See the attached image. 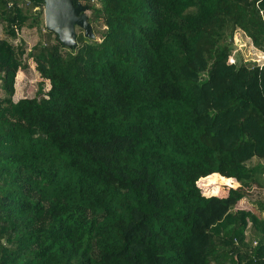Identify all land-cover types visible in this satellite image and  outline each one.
<instances>
[{"label":"trees","instance_id":"trees-1","mask_svg":"<svg viewBox=\"0 0 264 264\" xmlns=\"http://www.w3.org/2000/svg\"><path fill=\"white\" fill-rule=\"evenodd\" d=\"M78 1L68 47L45 0H0L8 36L45 28L0 35V264H264V197L236 208L264 190V62L235 52H264V0Z\"/></svg>","mask_w":264,"mask_h":264},{"label":"rangeland","instance_id":"rangeland-1","mask_svg":"<svg viewBox=\"0 0 264 264\" xmlns=\"http://www.w3.org/2000/svg\"><path fill=\"white\" fill-rule=\"evenodd\" d=\"M82 3L86 4V1H81ZM90 9L87 11L88 15H90ZM45 16V15H44ZM45 24V18H44ZM44 24L40 27H24L18 31V35L16 38H12L8 36L2 28H0V35L2 37L8 38L14 44L20 43V41H24L25 47L29 50L36 42L43 37L42 35L45 34ZM41 30V32H40ZM82 31L84 33V29L77 27V33ZM43 33V34H42ZM238 36V35H237ZM235 52L240 54L246 60H255L259 63L264 62V52L260 49L256 48L247 38L237 37L236 38V48ZM234 60V56L230 58V61ZM24 61H28L27 67L18 70L15 80V93H14V100H18L22 97H34L37 94L39 88V81L40 73L35 68V62L31 58H26L24 56ZM45 91L49 89V82L46 81L45 83ZM4 96V92L0 87V98ZM259 159L254 158L250 165L258 163ZM207 182L200 180L198 181V185L201 188L203 194L210 196V195H224L226 190L228 189L230 184H225L224 181H218L217 183L211 186L206 185ZM226 185V186H224ZM236 186V185H233ZM221 187V191L219 193H215L214 188ZM224 187V188H223ZM223 188V189H222ZM264 197V190L261 187L254 186L250 191L249 195L242 198L238 201L236 208L240 209H247V210H254L256 211L257 207V200L259 198Z\"/></svg>","mask_w":264,"mask_h":264},{"label":"water","instance_id":"water-1","mask_svg":"<svg viewBox=\"0 0 264 264\" xmlns=\"http://www.w3.org/2000/svg\"><path fill=\"white\" fill-rule=\"evenodd\" d=\"M89 5L74 0H45L44 18L49 30L56 32L64 45H77V27L84 29L86 37L95 36L87 11Z\"/></svg>","mask_w":264,"mask_h":264}]
</instances>
